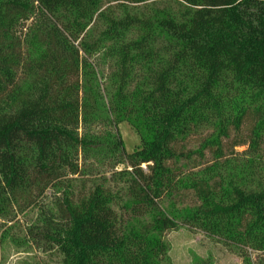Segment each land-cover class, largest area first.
Instances as JSON below:
<instances>
[{
  "label": "trees",
  "instance_id": "1",
  "mask_svg": "<svg viewBox=\"0 0 264 264\" xmlns=\"http://www.w3.org/2000/svg\"><path fill=\"white\" fill-rule=\"evenodd\" d=\"M102 1L0 0V220L36 207L61 264H170L181 224L249 263L264 251V0Z\"/></svg>",
  "mask_w": 264,
  "mask_h": 264
},
{
  "label": "rangeland",
  "instance_id": "2",
  "mask_svg": "<svg viewBox=\"0 0 264 264\" xmlns=\"http://www.w3.org/2000/svg\"><path fill=\"white\" fill-rule=\"evenodd\" d=\"M164 1L158 4H163ZM170 2L176 5L174 0ZM124 5L125 7L111 0H103L101 9L108 8L115 15H122L123 8L130 13L146 12L148 9L146 3ZM249 125L248 121L242 128V136L246 137ZM117 128L124 141L125 150L133 151L140 144L137 132L126 121L120 122ZM205 133L206 131L202 134ZM197 137L192 138L186 146L196 147L199 140ZM232 137H234L233 133ZM246 147V144L235 146L232 149L228 148L227 152L229 154L233 152L239 158L244 155L241 152ZM210 159V153L205 152V158L202 161ZM203 165L205 164H201ZM48 194L49 190H46L45 195L40 197L39 201L47 203L46 195ZM184 201L190 202V197ZM37 225H39L38 210L31 206L25 209H15L9 214L8 219L0 220V264H61V255L53 245L39 237ZM164 238L169 243L170 264H257L259 259L264 260V251L249 249L250 262L248 263L234 248H229L217 238L185 224L166 231Z\"/></svg>",
  "mask_w": 264,
  "mask_h": 264
}]
</instances>
